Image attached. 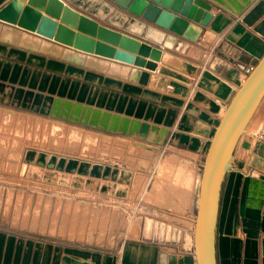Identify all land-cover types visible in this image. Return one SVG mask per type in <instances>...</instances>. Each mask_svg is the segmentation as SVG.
<instances>
[{
    "label": "crops",
    "instance_id": "obj_1",
    "mask_svg": "<svg viewBox=\"0 0 264 264\" xmlns=\"http://www.w3.org/2000/svg\"><path fill=\"white\" fill-rule=\"evenodd\" d=\"M8 1L0 0V8ZM64 1L104 25L160 47L162 62L159 59L156 68L150 70L27 30L109 63L148 70L147 82L0 41V106L150 144L159 150L178 149L188 153L187 160L198 169L221 116L220 107L226 106L244 77L240 64L254 65L264 52V0H206L211 4L212 16L196 41L164 29L112 0L103 1L139 21L143 30L113 23L109 15L94 13L93 5ZM169 37L174 40L172 47L165 46ZM191 47L193 53H189ZM196 49L201 50L200 54ZM262 128L264 123L255 132L240 135L221 181L215 225L217 264H261L264 146L256 143V133ZM53 156L52 166L60 169L115 178L113 181L119 177L110 165L98 163L100 168L96 169L95 163L71 158L69 165L75 167L70 169L69 158L59 160L64 156ZM67 259L85 264H197L193 243L187 239L177 245L131 238L115 248L96 249L0 225V264H74Z\"/></svg>",
    "mask_w": 264,
    "mask_h": 264
},
{
    "label": "rangeland",
    "instance_id": "obj_2",
    "mask_svg": "<svg viewBox=\"0 0 264 264\" xmlns=\"http://www.w3.org/2000/svg\"><path fill=\"white\" fill-rule=\"evenodd\" d=\"M263 123L264 96L242 136ZM29 152L35 153L33 160L27 158ZM41 154L46 156L43 163L38 161ZM53 155L69 158L68 168L71 158L97 168L98 163L110 165L119 177L113 181L50 166ZM187 159L189 154L178 149L159 150L0 106V225L96 249L115 248L131 238L193 243L196 177L202 164L196 169ZM34 167L41 174H31ZM48 173H55L56 179ZM62 174L68 175L67 181H62ZM76 176L82 181L75 182ZM91 179L97 181L94 188L88 184ZM199 181L200 176L198 185Z\"/></svg>",
    "mask_w": 264,
    "mask_h": 264
},
{
    "label": "water",
    "instance_id": "obj_3",
    "mask_svg": "<svg viewBox=\"0 0 264 264\" xmlns=\"http://www.w3.org/2000/svg\"><path fill=\"white\" fill-rule=\"evenodd\" d=\"M112 1L191 41L199 38L203 26L212 16L209 12L211 4L206 0ZM8 23L16 24L20 28ZM27 30L82 51L113 57L150 70L156 68L162 55L160 47L104 25L64 0H9L0 8V41L62 56L89 67L146 83L149 76L147 71L131 69L126 65L109 63L104 59L76 52ZM144 56L150 59L147 60ZM240 66L246 71V75L235 89L215 126L201 167L193 232L197 264H217L215 225L221 181L240 135L264 96V52L251 68L244 64ZM67 261L85 264L70 259ZM261 264H264V239L261 243Z\"/></svg>",
    "mask_w": 264,
    "mask_h": 264
},
{
    "label": "bare ground",
    "instance_id": "obj_4",
    "mask_svg": "<svg viewBox=\"0 0 264 264\" xmlns=\"http://www.w3.org/2000/svg\"><path fill=\"white\" fill-rule=\"evenodd\" d=\"M78 2L83 4L86 7H88L90 5H93V12L94 13H96L97 15H99L101 17H105L106 15H109V19L113 23H117V24H120V25L128 24V26L131 29H133L135 31H138V32L143 30V26L140 25L139 21H137L136 19L131 18L128 14H126V13H124L122 11L115 9L112 5H110L106 1H103V0H78ZM173 41L174 40L171 39L170 37L167 38V40L165 42V46L172 47L173 43H174ZM161 58H162V56H161ZM161 58H160V60H161ZM147 72H149V71L147 70ZM246 126H245L243 132L246 130ZM54 157L55 156H51L50 158H48V163H49L50 166H52V164L54 163ZM27 158L33 160L35 158V153L34 152H29L28 155H27ZM38 161L40 163L45 162L46 161V156L43 155V154L39 155L38 156ZM74 167H75V164L69 165V168H71V169H74ZM107 171H108V168L105 169L104 172L107 173ZM31 174L39 175V174H41V170L39 168H35L34 167V168L31 169ZM127 175H128L127 172L123 173V177H126ZM46 176L51 178V179H56L55 173H48V174H46ZM60 178L62 179V181H67L68 180V175L62 174ZM74 181L75 182H80V181H82V177L76 176ZM88 184H89V186L94 188L97 185V181L91 179V180H88ZM104 185H107V183H105Z\"/></svg>",
    "mask_w": 264,
    "mask_h": 264
},
{
    "label": "built area",
    "instance_id": "obj_5",
    "mask_svg": "<svg viewBox=\"0 0 264 264\" xmlns=\"http://www.w3.org/2000/svg\"><path fill=\"white\" fill-rule=\"evenodd\" d=\"M201 37V36H199ZM250 68L253 66V65H248ZM246 75V71H245V74L244 76ZM256 143L259 145V146H264V128L260 129L257 133H256Z\"/></svg>",
    "mask_w": 264,
    "mask_h": 264
}]
</instances>
